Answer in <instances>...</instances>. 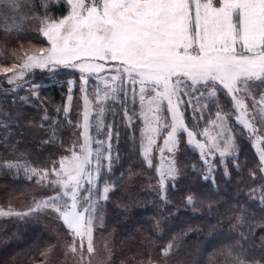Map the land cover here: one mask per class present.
<instances>
[{
    "label": "snow or ice",
    "instance_id": "6c2138e0",
    "mask_svg": "<svg viewBox=\"0 0 264 264\" xmlns=\"http://www.w3.org/2000/svg\"><path fill=\"white\" fill-rule=\"evenodd\" d=\"M37 75L67 77V95L55 116L45 106L40 123L28 121L35 147L16 141L0 157V174L20 182L5 185L0 218L51 216L55 238L37 237L10 264H113L105 229L124 179L115 176L122 140L154 169L148 188L159 207L120 264H190L186 231H172L165 215L181 145L198 153L191 168L210 181L201 193L209 212L229 221L216 251L223 259L211 264H264V0H0V90L43 104ZM0 127L10 129L7 115ZM245 142L255 149L251 167L240 159ZM220 179L237 197L223 213L212 208ZM25 194L27 206L15 208ZM184 203L195 207L196 194Z\"/></svg>",
    "mask_w": 264,
    "mask_h": 264
},
{
    "label": "trees",
    "instance_id": "16d2710c",
    "mask_svg": "<svg viewBox=\"0 0 264 264\" xmlns=\"http://www.w3.org/2000/svg\"><path fill=\"white\" fill-rule=\"evenodd\" d=\"M39 3V0H35ZM59 9L56 14H59ZM79 74H76V86L79 87ZM67 77H57L55 81H49L46 77L37 75L35 82L43 81L47 86L41 90V98L44 103L39 100H30L27 102L17 100L15 103L12 100L11 94L0 90V120L8 116L10 120V129L0 127V157H7L10 152H6V148H10L11 144L20 141L25 146L35 147L36 141L33 138V133L28 130V121L34 120L37 124L40 123V117L43 115L41 108L48 107L49 114L55 116V105L63 103L67 95V84L60 83L61 80L66 81ZM3 87H7L5 83ZM76 87V88H77ZM77 89L75 90V94ZM26 90H21L18 96H25ZM78 99V97H77ZM76 102L74 101V104ZM62 115V113H61ZM76 116L75 110L73 117ZM17 117L19 119L17 120ZM14 132L9 141L4 140V136L9 132ZM66 130L65 138H68ZM121 150V162L117 165L115 176L119 177L124 173V179L116 184L111 200L107 205V228L105 232L108 234L110 246L113 248V261L115 264H120V261L131 256V253L136 250L139 241L144 236L140 230L146 228L152 221L155 212L158 210V205L153 203L157 199L154 192L148 188L149 177H153L151 183L155 185L154 169L149 170L144 165L137 152L130 144H125ZM180 159L182 161V173L175 184V187H168V196L170 203L168 204V213L170 219L168 227L172 231H186L184 236V245L182 254L187 255L190 264H211L213 257L217 260L223 259L216 255V251L226 243L229 239L227 229L229 221L222 219L215 211L209 212V201L204 199L201 193H207L210 181L202 179V172L193 171L191 165L198 162V153L186 149L182 146ZM241 161H248L249 167L251 162L256 159L255 153L250 143H243V152L240 156ZM218 179L222 173L217 172ZM247 179V168L244 173ZM233 184L236 176H233ZM220 196L219 203L212 204L213 209L219 208L223 213L227 207L226 201L236 200V189L229 184H226L223 179H220ZM18 181H13L9 176L0 174V202L8 201V196L5 195L7 189L5 185L12 186L19 184ZM193 192L196 194L197 204L195 207L185 206L184 197ZM28 194L15 196L13 200L17 202H25ZM54 221L47 219H30L26 221L7 223L0 225V248L5 246H14L12 251L6 256L0 257V264H10L12 257L17 253H22L32 245L37 237H53L52 232ZM215 227L216 231L212 229ZM188 229H191L188 231ZM259 234V233H257ZM19 264V262H17Z\"/></svg>",
    "mask_w": 264,
    "mask_h": 264
},
{
    "label": "rangeland",
    "instance_id": "374dc122",
    "mask_svg": "<svg viewBox=\"0 0 264 264\" xmlns=\"http://www.w3.org/2000/svg\"><path fill=\"white\" fill-rule=\"evenodd\" d=\"M39 2H40V0H39ZM26 3H28V0H21V4L22 5H24V4H26ZM27 9L26 8H22V11H26ZM77 87V86H76ZM77 89V91H76V93H77V97H79V87H77V88H75V90ZM77 114V113H76ZM122 146H123V143H122V141H121V145H120V148H121V150H122ZM182 146L183 145H181V150L183 149L182 148ZM184 147V146H183ZM253 149V151H254V153H255V149L254 148H252ZM180 177V176H179ZM179 177L177 178V180L175 181V184H176V182L178 181V179H179ZM173 185V182L172 181H169L168 182V187L169 186H172ZM1 201V200H0ZM7 203H8V201H4V202H0V206H7ZM11 203L13 204V206L15 207V208H17V209H23L24 207H26L27 206V204H28V198H27V200L25 201V202H17L16 200H13V201H11ZM40 218H43V219H47V221H53V219H52V217L51 216H47V215H44V216H40L39 218H36V217H32V218H25V219H18V218H15V217H13V218H10V219H8V218H0V225H2V222H3V224H5L4 226H6L7 225V223H12V221H15V222H20V221H26V220H30V219H40ZM55 222V221H54ZM98 235H99V233H98ZM14 248V246L12 247V246H5V248L4 247H1L0 248V257H2V256H6L8 253H10L11 251H12V249ZM113 264H115V262L113 261Z\"/></svg>",
    "mask_w": 264,
    "mask_h": 264
}]
</instances>
